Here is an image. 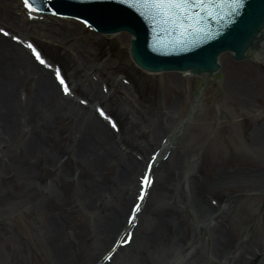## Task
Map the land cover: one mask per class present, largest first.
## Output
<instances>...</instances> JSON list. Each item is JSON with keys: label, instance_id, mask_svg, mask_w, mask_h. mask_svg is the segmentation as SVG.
<instances>
[{"label": "rangeland", "instance_id": "1", "mask_svg": "<svg viewBox=\"0 0 264 264\" xmlns=\"http://www.w3.org/2000/svg\"><path fill=\"white\" fill-rule=\"evenodd\" d=\"M26 20L18 2L0 0V25L11 28L14 35L35 40L52 60L63 64L72 92L64 97L73 98L92 113L95 112V104L103 105L116 116L121 132L111 129L104 122L111 132V145L118 148L117 153L110 157L106 155L105 161L94 155L93 149L100 140L98 135H91L90 143L88 141L81 146V156V151L77 150L80 141L72 137L74 121L69 109H64V115L51 123L44 120L43 110L37 111L34 106L36 100L33 99L40 98L37 92L46 97L43 84H37V81L44 80L45 86H52V71L43 65L38 66L32 58L26 62L23 58L16 61L14 56L0 51V93L13 96L15 105L11 116L7 115L0 96V125L5 123L7 116L11 117L8 122L11 138L21 136V142L31 139L29 143L34 147H48L54 153L53 159L51 157L45 162L46 156L42 152L20 150L19 145L17 150L11 149V154L20 164L0 166V201L6 206V201L19 202L18 206L0 213V264H86L88 261L87 264H91V259H87L91 255L93 260L98 257L96 264H99L103 259L101 254L110 248L109 243L117 227H108L106 234L97 233L98 210L103 211V216L111 215L119 219L118 224L124 222L127 208L135 201L139 174L143 171L138 168L127 174L129 167L125 158L139 160L138 165L142 167L168 137L167 145H173L175 149L171 151L166 147L169 149L165 150L167 154H158L159 159L167 156L168 161L165 170L157 174L156 170L152 172L155 189L161 184L162 174H167L174 179L172 183L176 186L173 197H179L177 201L184 205V200L178 195L188 190L183 189L182 179L183 174L191 171L199 179L206 180L203 186L197 187L187 197L188 207L202 198L215 209L210 217L212 226L216 222H226L233 238L249 240L250 243L255 238L258 242L261 238L264 241V187L260 192L254 190L255 184L250 187L247 183L244 187L241 184L224 186L212 188L213 191L207 188L222 170L230 174L236 170L264 173V139H254L259 138L261 130L264 131L263 55L260 64L246 60L259 70L257 92L254 90L248 96L247 106L239 98L230 99L220 93L224 78L216 81L212 78L205 80L203 76H187L183 80L179 73L176 78L171 72L148 74L138 69L130 58V41L123 42L120 38H127L128 34L106 37L80 24L52 22L50 17L37 23ZM65 29H71L68 31L71 37H62ZM8 41L13 40L9 38ZM229 60L237 63L231 57ZM123 76L132 80L130 85L124 84ZM106 85L109 94L104 91ZM57 91L60 92V89ZM4 114L6 118H3ZM153 121H159L155 140L152 137L155 129ZM22 129L25 135H18ZM1 148L0 144L2 153ZM36 155L42 159L39 161ZM31 156L36 158L29 159ZM95 159H98L97 163L92 164L91 160ZM23 166H30L31 174L26 173L28 169L19 173ZM120 174L129 175V180L133 177L129 191L125 192L121 186ZM242 175L245 181L249 180L246 174ZM82 178H88V185L82 183ZM97 178L100 181L95 187L91 182L95 183ZM261 180L264 182V178ZM184 184L187 187L186 182ZM93 186L96 189L88 194L86 201L81 190ZM165 188L166 192L172 191ZM31 191L34 195L29 198ZM55 193L61 194L60 200L53 198ZM175 206L176 203L169 198L161 204L162 214L169 216V221L161 223L163 230L173 234L176 229L180 233L185 231L182 232L185 239L180 242L185 246L181 250L193 255L197 254V250L202 253L203 248L201 251L198 246L201 233L196 232L199 229L195 222L189 213L180 211L181 206ZM145 214L146 211L142 219ZM56 220L63 225L62 228L54 224ZM54 229L67 234L66 245L61 247L64 253L61 248L55 247L57 237L51 239ZM201 244L204 247L207 241Z\"/></svg>", "mask_w": 264, "mask_h": 264}, {"label": "bare ground", "instance_id": "2", "mask_svg": "<svg viewBox=\"0 0 264 264\" xmlns=\"http://www.w3.org/2000/svg\"><path fill=\"white\" fill-rule=\"evenodd\" d=\"M62 22H64V25L66 24V22L67 23L70 22L71 24H74L76 26V23L71 20H66ZM69 30L71 29H65L64 30L65 32H63L62 34V37H65V38L71 37L70 32L68 33ZM118 34H122V33H118ZM120 38H121V41L123 42L127 41L128 43V40L130 37L128 35L127 38H125V36H121ZM259 44H260L259 48L264 47V41H261ZM0 51L6 53L9 56H14L16 61H20V59L22 60L23 58L24 62H26L30 58V56H28L24 48H22L21 46H18L17 44L13 42H9L7 38L3 36H0ZM14 53H16L17 56ZM229 57L230 55L224 54L218 60L219 65H220V69H219L220 73L224 76V82L220 88V93L226 95L227 98L229 96L230 99L239 98L241 99L243 104L248 106L249 104L247 102L248 96L252 95L253 94L252 92L254 90H255L254 92H257L256 89L258 87L256 89L255 87L257 86V81H258L257 76L259 75V70L255 68L254 66H252L247 61L242 62V63L233 64L229 60ZM3 59L4 58L2 57L1 61H3ZM28 66L29 68H31L30 65ZM9 72L11 73L10 69H9ZM171 74L173 75V77L178 78L176 76L178 75L176 72L171 73ZM184 74H188V73H184ZM51 81H52L51 83L52 86L50 85L49 87L45 86L44 80L42 81L40 80V82L37 81V84H40V85L43 84L45 92H46V97H43L42 94L37 92V94H39L41 99L40 98L33 99V100H36V102L34 101L35 102L34 106L37 107V111L43 110L44 120H47L53 123L54 120L58 116L64 115L63 111H65L64 109L67 108L69 109L71 118L74 121V128H73L74 135L72 137L75 138L77 141H80V144L79 143H78L79 145L77 144V150L81 151L82 144L87 143L88 141L90 143L91 140H89V137L91 135H96V136L98 135L99 136L98 140H100V143L98 145H95V148L93 149L94 155L96 154L100 156V159L102 157V159H104L105 161L106 155L110 157V155L116 154L118 148L111 145V143L113 142L112 139L110 138L111 132L106 126H104V122L99 120V118L96 116V113L95 112L92 113L91 111H88L85 107L78 105L77 102H75L73 98L70 99L68 97H64L63 93L57 91L59 89L57 88V83H55L53 79ZM175 85L177 86V81ZM0 96L2 97V104H3L2 107L5 108L6 114L11 116L10 114L15 106L13 104L14 103L13 98H12L13 96H10L8 94H1V93H0ZM7 115H5L3 118H6ZM10 118L11 117L7 116L5 123L2 126L0 125V144L3 146V148H1L2 153L0 152V166L20 164L16 161V158H13L11 154V149L13 148L12 150H17L19 145L21 148L20 150H22L23 148L25 150H28L29 152L33 151V153H35L36 151L42 152L46 156L45 162L50 161L49 158L51 157L53 159L54 153L51 152L50 148L48 147L44 148L41 145H39V148L34 147L33 145L29 143L31 139H28V138H26L24 142H21L19 139V137L21 136L11 138L12 134L10 133L8 129L10 126L8 125ZM158 124H159V121L152 122V126L155 127L154 133H152L153 140L157 138L155 136V133L158 129ZM261 131L262 132L259 134V138L254 137L255 140L264 139V131L263 130ZM18 135H25L24 130L22 129V132ZM172 136L174 139L175 138L174 134ZM12 142H14V144H12ZM174 149L175 148H172L171 151H174ZM165 150L166 152L167 150L169 151V149L163 148V150L161 151L159 150L160 151L159 154H162L163 152H164L163 154H167ZM155 151L156 150H154L153 152ZM17 152H20V151L18 150ZM79 153L82 156L83 154L82 151ZM36 157L39 161L42 159L41 156L39 157V155H36ZM36 157L31 156L29 157V159H35ZM131 158L132 157H128V159L125 158V160H127L128 162V167H129V172H127V174H132L138 168L141 171L143 169V172H140L139 174V177H140L138 179L139 187L137 188L136 193L134 195L135 203L132 202L130 206L127 208V211L129 212L132 209V207L136 205V203H140L141 208H144V209L140 214L139 220H138L139 216L137 217L135 216V219L130 224H128L127 222V218H128L127 215H126L127 217L125 221L122 222L121 224H118V222H120L119 219L117 220L115 219V217L111 215H108V217L103 216L101 214L103 211L98 210V213H97L98 216L96 217V218H99L96 220L97 222L96 232L97 233L106 234V232H108L107 230L108 227L109 228L112 227L113 229L117 227L116 230L113 232L112 239L110 238L111 240L109 243V246H110L109 250L111 249V252L114 251L112 255L113 257L110 260V262L102 261L100 264H264V241L262 238H261V241L259 242L257 238H255V240L250 243L249 240H244V239H240L237 237L233 238L232 235H230L229 233V230H228L229 227H227L228 225L226 222L225 223L216 222L215 225L212 226L211 225L212 221L210 217H212L213 213H215L214 212L215 209L213 210L212 206L206 203L204 199L202 198H200L199 200H196L195 203H192L191 201L192 204L190 205V207H188L189 201L187 197L191 193H194V190L197 187L203 186L204 180H206L205 178L199 179L198 175L194 173L192 174L191 171L186 172L185 173L186 175L183 174V179H182L183 180L182 185L184 186L183 189H186V188L188 189L187 190L188 192L185 191L184 194L180 193L178 195V196L181 195V198L184 200L183 202L184 205H183V204H180L179 201H177L178 199H180L179 197H175V198L173 197V195L175 196L174 192L176 189L175 184L173 185L172 183L174 179H172V177L168 176L167 174H162L164 176H162V181L159 187H156L155 189L156 181L154 177V180L151 185L152 187L149 191V194H146V197H144V199L140 202V199H138V196H137V194L139 193V190L142 189V186L143 188L149 187L148 186L149 181L147 184L142 185V186H141V181L142 179L144 180V177H145L144 172L147 167L146 165L148 163L150 165V161L145 162L142 168V167H139L138 165V163H140L139 160H135V159L131 160ZM67 160L69 161V159ZM97 161L98 159L91 160L92 164L97 163ZM167 161H168L167 158H163V159L157 158L158 164L154 162V167H153L154 169H149V170L152 172L156 170V174H157L158 172L164 169ZM23 167L24 169L22 168L23 170H21L19 173H21L24 170L26 171L28 169L26 173L31 174L30 166H27V167L23 166ZM150 171L148 173L149 180L151 177ZM127 174L118 175V178H120V184L124 188L125 192L131 189V183H132V178H133L130 175L131 178L129 180L128 179L129 175ZM242 174H246V176L249 177V180L245 181L246 179H244V175ZM239 175H242V176H239ZM101 176L104 177L103 175ZM248 177H245V178L248 179ZM261 178L262 179L264 178L263 172L259 173L257 171L256 173L255 172L247 173L245 171L236 170V172H233L230 174L229 172L222 170V173H219V175L218 174L216 175V178L213 180V183H211L210 185H207V188L217 189L219 187L222 188L224 186H233V185L237 186L240 184L242 187H244V184L247 183L248 184L247 186H250V187L254 186L255 184L256 188L254 190L257 192H260L262 191L261 189L264 187V182L263 180H261ZM77 180L79 182V178ZM81 180H83L82 183H84V185L86 183L88 185L89 183L88 178L86 179L82 178ZM97 181H100V180L97 178L95 183L94 181L91 183L94 184V186L96 187ZM184 182H186L187 187L185 186ZM94 186L89 189L85 187L87 188L86 190L85 189L81 190L82 196L86 201H87L88 194L92 190L96 189ZM80 187H82V184ZM165 187H168L172 191L166 192ZM33 195H34V192H32L29 198H32ZM60 197H61V194L57 195L55 193V196L53 198H55L56 200L58 199L60 200L61 199ZM168 198L170 199L172 203L173 202L176 203V206H175L176 208L178 206H181L180 207L181 212L189 213L191 219L193 220V222H195V225L199 229V231H196V232L201 233L198 246L200 250L203 248V251L201 250L202 253H199V251L197 250V254L193 255L190 253L189 254L185 253L184 250H181V247L184 248L185 246V244L180 243L182 240L185 239V237L183 236V233H186L185 231H181L180 233L179 229H176V231L173 234V233L166 232L165 230H163V226H162L163 221L164 220L169 221V216L162 214L163 207H161V204L165 202V200H167ZM5 203H7V206L2 201H0V213H2V210L3 211L6 209L8 210V208L12 206L16 207L19 205V202H12V201L7 202L6 201ZM144 203L146 206L144 205ZM85 206L88 209L87 205ZM145 211H146V214H145L146 217L142 219V216H143L142 214ZM168 211L171 212V210H168ZM138 212L139 210H137V213ZM137 220H138V224H137L138 226L137 228H134L135 226L134 222ZM164 223L166 222L164 221ZM54 224L57 225L59 229H60V226L61 228L63 227V225H61V223L58 222L57 220L54 221ZM116 224H118V226H116ZM131 228H133L134 230L132 232V238L129 241V244L122 245L121 243H124L126 241V238H128V233L129 231H131ZM224 228H227V229L224 230ZM121 235H124V237H121ZM101 237L104 238L105 236H101ZM55 238H56L55 247L57 249L61 248L62 246L65 247L66 242H67V234L65 235L64 233L60 231L58 232V230H55V233L51 239H55ZM107 238H105V240ZM105 240H103L102 242L104 243ZM119 240L121 241V243L120 244L116 243ZM202 241H207L206 246H204L205 248L201 244ZM61 250L64 253V249L61 248ZM109 250L104 251L101 254V256H104L105 253L108 254ZM89 258L92 261L91 264L97 263L98 257L96 258V260L94 258L95 261L93 260L92 255L90 257H87V259Z\"/></svg>", "mask_w": 264, "mask_h": 264}, {"label": "water", "instance_id": "3", "mask_svg": "<svg viewBox=\"0 0 264 264\" xmlns=\"http://www.w3.org/2000/svg\"><path fill=\"white\" fill-rule=\"evenodd\" d=\"M58 1L66 5L68 2L75 5V11L91 16L96 23H99L104 28L114 29L121 25L128 28L135 35L131 49L134 60L145 69L153 71L168 70V68L188 69L190 67L202 72L217 70V54L226 49H231L235 52V58H241L245 48L252 43L254 37L264 26V0H243L239 10L222 25L220 31L213 34V32L208 30L206 34L210 37L207 39L208 44L205 49L196 43V45L187 46V49L180 51L176 57L173 54L163 55L162 52H159L158 55L150 52L145 54L144 50L146 46L148 47L146 40L148 30H146L147 22H145L144 17L154 13L149 17L155 20L156 16L169 12L167 8L161 10L148 6L151 8V12H149L145 8L146 3H142L139 0H136L138 2L136 4L133 2L132 5L117 2L120 0ZM58 1L56 0V3ZM41 2L52 5L55 1L41 0ZM156 12L160 13L155 16ZM168 57L172 58V60L169 61ZM183 59H186V61H183Z\"/></svg>", "mask_w": 264, "mask_h": 264}, {"label": "snow or ice", "instance_id": "4", "mask_svg": "<svg viewBox=\"0 0 264 264\" xmlns=\"http://www.w3.org/2000/svg\"><path fill=\"white\" fill-rule=\"evenodd\" d=\"M125 2H131V0H125ZM141 2L149 4L153 8H159L161 10L167 8L169 10V19L172 18V11L173 9L176 10V14L180 15L181 18H185L187 16V13L190 10L194 9H205L207 7H220L223 3V0H141ZM23 5L25 7L26 14L29 17L33 16V12L36 10L34 2L32 0H23ZM135 6V4H133ZM237 6H239L237 4ZM194 18V17H193ZM87 23V21H85ZM0 32H5V29L3 27H0ZM17 40L20 39V37H16ZM28 47L32 50V52L35 55V58L40 61L41 64L45 63V61L42 59L40 52L36 50V48L29 43ZM56 76L60 78L61 84L64 85V92H69L68 86L65 84L63 78L61 77V73L59 70L56 72ZM103 110H101V115H103ZM142 183L147 184L148 183V177H144V180ZM143 192V189L141 190Z\"/></svg>", "mask_w": 264, "mask_h": 264}]
</instances>
